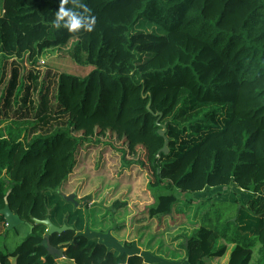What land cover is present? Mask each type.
I'll list each match as a JSON object with an SVG mask.
<instances>
[{
    "label": "trees",
    "instance_id": "16d2710c",
    "mask_svg": "<svg viewBox=\"0 0 264 264\" xmlns=\"http://www.w3.org/2000/svg\"><path fill=\"white\" fill-rule=\"evenodd\" d=\"M60 3L0 0V86L11 60L27 58L38 68L41 59L64 53L93 69L90 77L59 74L53 103L45 79L23 77L12 63L0 113V170L6 167L0 211L8 205L33 231L23 225L30 233L12 251H0V264H68L49 254L46 237L71 264H224L227 258L225 264H264V0H69L66 7L83 13L82 3L95 17L91 32L57 29ZM16 106L24 113L8 117ZM83 125L115 130L134 147L158 140L147 158L156 180L149 188L153 203L137 240L116 239L113 232L130 226L110 219L101 204L88 208L77 199L75 208L61 191L80 148L91 142L76 135ZM164 125L168 155L159 154ZM114 176H101L89 196L117 188L104 189L109 177L120 183ZM231 186L250 200L232 202L236 211L224 217L210 199L182 248L172 244L176 234L153 232L149 222L194 206L188 194ZM181 196L184 205L177 207ZM125 206L116 201L113 209ZM47 219L70 230L48 235L35 222Z\"/></svg>",
    "mask_w": 264,
    "mask_h": 264
},
{
    "label": "rangeland",
    "instance_id": "374dc122",
    "mask_svg": "<svg viewBox=\"0 0 264 264\" xmlns=\"http://www.w3.org/2000/svg\"><path fill=\"white\" fill-rule=\"evenodd\" d=\"M57 58H52V60L41 59L44 62H40V67L34 68L27 61L18 62L16 60H11L7 66V79L0 86V113L3 111L4 102L2 100V95L4 94L7 82L10 78V73L12 69V63L15 67H18L20 74L23 77L28 75H40V82L45 79V83L49 84L52 96V102L56 103L53 98L56 77L62 72H68L69 74L78 77H90L92 68L90 67H79L75 61L70 57V55L64 53H58ZM51 56V55H50ZM38 72V73H37ZM2 74V67L0 65V78ZM47 75H49L47 79ZM30 84V80L27 81ZM95 82H92V87ZM146 99L147 97L144 96ZM33 99L39 101V94L37 92L33 93ZM149 105L147 109L149 110ZM20 107H15L9 112L8 117H12L13 113L19 111L24 113V110H19ZM161 129V128H160ZM77 136L84 137L91 142L86 143L80 148L78 157V166L74 172V176L70 179L67 185L61 190L62 193L67 194L74 191L77 194L78 201L80 200L88 208L95 205L101 204L109 213L110 219L114 222H120L122 224L127 223L130 226L131 235L127 236V239H132V236L136 235L139 226L142 222L148 219V207L153 203L151 193L149 188L155 184V173L153 168L149 166L148 151L154 153L157 146V138H145L142 140L141 146H132L128 140L123 136L124 134H118L115 130L109 128L101 129L98 126H81L80 130L76 132ZM7 137L11 138V132L7 130ZM121 151L125 153V163L129 165L128 169L121 167ZM1 168V167H0ZM6 167L0 170V173H5ZM116 175L117 180L120 183L111 182V177L107 179L111 186H107L104 189H111L113 186L117 188L110 190L108 194L104 197L96 198L93 195L89 196V190L94 186V184L99 180L101 176ZM97 175H99L98 178ZM131 182V183H130ZM108 183V182H107ZM236 187V186H235ZM235 187H225L220 189H207L201 194L189 195V199H193L195 204L192 208L185 210L183 214H178L177 212L173 214L171 218H166L160 221L159 226H157L156 221H152V227L163 229L162 237L167 235L176 237L179 239L172 241L180 243L182 248L185 241L190 238L199 229L201 224V219L203 213L209 208V200L212 199L216 203V208L218 211H222L223 216L226 217L234 214L236 207L232 205L231 200L244 199L247 200L248 195L244 192L238 190L235 192L233 189ZM73 188V189H72ZM72 189V190H71ZM241 191V192H240ZM123 192V193H122ZM104 194V192H103ZM101 194V195H103ZM181 202L177 207H182L184 205V196H181ZM85 201V202H84ZM119 201L122 204H126L124 208L113 209V204ZM80 204V203H78ZM75 205V204H74ZM75 208H77L75 206ZM84 215L87 216V210H84ZM151 225V224H150ZM172 230V232L170 231ZM167 231V232H166ZM30 230L25 226H20L15 230L8 231L7 235L9 238L6 240L5 245L10 252L16 246H18L25 238H27ZM4 239V238H3ZM2 237L0 238V244L4 243ZM179 248V249H181ZM2 250H5L1 248Z\"/></svg>",
    "mask_w": 264,
    "mask_h": 264
},
{
    "label": "water",
    "instance_id": "95a60500",
    "mask_svg": "<svg viewBox=\"0 0 264 264\" xmlns=\"http://www.w3.org/2000/svg\"><path fill=\"white\" fill-rule=\"evenodd\" d=\"M150 107H151V104H149V107L148 108L150 109ZM155 116L158 117L160 115L159 114H156ZM161 117L162 116H160V118H158L157 124H159ZM158 134L165 139L164 147H163V149H161V151L159 152V154H162L163 153L165 155H168L169 154V140L166 137V134H167V126L166 125L162 126L161 129L158 131ZM9 194H10V192L8 193V195L6 197V202L8 200ZM76 198H77V195L76 194L70 195L68 197L65 196V199L68 202L73 203V204H75L76 207H78L79 204H78ZM0 215H2L4 217L5 222L7 223V230H9V231L15 230L16 228H18L20 226H23V225H27L29 227V229L31 231H33V225H30L28 223H25L23 220H21V218L18 215H15L11 211V209H10V207L8 205H6V207L3 210L0 211ZM35 222L37 224H44V225H46L48 227V235L62 234L63 232H65L67 230H70V228L67 227V226H64L63 228L56 227L52 223L51 219H47L45 221L36 220ZM46 242H47V245H48L49 254L51 256H53L58 261H60V260H62V259L65 258L64 250H60V249H57V248L51 246L48 237H46ZM186 247H188V243H186Z\"/></svg>",
    "mask_w": 264,
    "mask_h": 264
},
{
    "label": "clouds",
    "instance_id": "9594fccd",
    "mask_svg": "<svg viewBox=\"0 0 264 264\" xmlns=\"http://www.w3.org/2000/svg\"><path fill=\"white\" fill-rule=\"evenodd\" d=\"M76 3V0H72ZM69 0H61L59 11L56 13L54 26L59 29L61 26L68 29L69 32H76L79 29H84L87 32L93 30L95 25V17L86 15L90 10L84 4H79L78 7L83 9L84 12H78L73 8L66 7Z\"/></svg>",
    "mask_w": 264,
    "mask_h": 264
},
{
    "label": "crops",
    "instance_id": "0c3cea01",
    "mask_svg": "<svg viewBox=\"0 0 264 264\" xmlns=\"http://www.w3.org/2000/svg\"><path fill=\"white\" fill-rule=\"evenodd\" d=\"M231 187H235V186H231ZM230 187V188H231ZM236 188V187H235ZM73 189V188H72ZM71 189V190H72ZM235 192H237V188L236 189H233ZM239 190V189H238ZM241 192V191H240ZM73 194H76L74 191H72V192H69V193H67V194H65L64 193V195L66 196V197H68V196H70V195H73ZM245 194V193H244ZM77 195V194H76ZM245 195H247V194H245ZM77 199V198H76ZM244 199L242 198L241 200L240 199H235V200H231V202H237V201H242L243 203H247L249 200H250V196L248 195V197H247V200L246 201H243ZM148 223V222H147ZM151 225H152V222H149ZM139 226V228L142 226V224H140V225H138ZM157 226H159V224L157 223ZM9 230H7V223L6 222H4L3 224H0V238L2 237V239H3V241H4V243H1L0 244V251H3V252H5V251H9L8 250V248H7V245H5V242H6V240L9 238V235H7V232H8ZM131 231L132 230H124L123 231V233L122 232H113L112 233V235L116 238V239H118V240H120V241H134V240H137V233H136V235L134 236H132V239H127L126 237L127 236H130L131 235ZM138 232V231H137ZM153 232L155 233V234H157L158 236H160V237H162V232H163V229H159V227H157L156 229L155 228H153ZM167 232V231H166ZM171 239V238H170ZM172 240V239H171ZM1 248H3V249H5V250H2ZM174 249H177V246H174ZM61 262H64V263H68V264H71V262L70 261H68L66 258H64V259H62V260H60ZM228 261V258L226 259V260H224V264L226 263ZM13 263H14V261H13ZM72 264H73V262H72Z\"/></svg>",
    "mask_w": 264,
    "mask_h": 264
}]
</instances>
